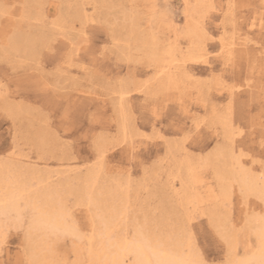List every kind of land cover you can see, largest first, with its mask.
Wrapping results in <instances>:
<instances>
[{
	"label": "rangeland",
	"instance_id": "374dc122",
	"mask_svg": "<svg viewBox=\"0 0 264 264\" xmlns=\"http://www.w3.org/2000/svg\"><path fill=\"white\" fill-rule=\"evenodd\" d=\"M0 5V174L10 187L28 188L18 198L19 219L0 214V264H90L91 197L102 199V215L121 210L116 235L132 238L138 229L153 237L174 235L206 264L246 256L264 203L245 196L235 180L228 201H207L201 190L205 202L188 203L195 191L185 182L191 167L216 193L218 169L229 177L245 168L259 185L264 182L259 164L264 0H0ZM197 7L206 10L201 18L193 11ZM192 17L203 20L210 34V64L188 62L177 84H162L160 58L170 59V48L186 52L200 42L186 33ZM238 37L247 39L250 54L225 67L221 40ZM68 122L71 131L64 129ZM30 199L45 209L66 205L69 223L84 239L58 246L41 231L31 233L32 210L25 204Z\"/></svg>",
	"mask_w": 264,
	"mask_h": 264
},
{
	"label": "bare ground",
	"instance_id": "6f19581e",
	"mask_svg": "<svg viewBox=\"0 0 264 264\" xmlns=\"http://www.w3.org/2000/svg\"><path fill=\"white\" fill-rule=\"evenodd\" d=\"M187 2V1H186ZM194 2V1H193ZM25 3V2H24ZM22 3V4H24ZM186 4V3H185ZM189 4V3H188ZM187 5V4H186ZM191 5V4H190ZM199 5V3H198ZM1 6V5H0ZM236 7V6H235ZM2 8V6H1ZM15 8V7H14ZM189 8V7H188ZM3 9V8H2ZM29 9V8H28ZM202 7H197L193 11L196 14H200V18L202 17V12L206 10H201ZM9 10V9H8ZM30 10V9H29ZM189 11V9H187ZM186 10V11H187ZM8 12V11H7ZM24 13V12H23ZM26 13V12H25ZM30 13V12H29ZM11 14V13H10ZM82 16V14L80 13ZM84 15H86L84 13ZM193 15V14H192ZM5 16V14H4ZM185 16V15H184ZM7 17V16H6ZM12 17V16H11ZM84 17V16H83ZM187 17V16H186ZM21 18V17H20ZM28 18V17H27ZM5 19V18H4ZM9 19V18H8ZM85 19V17H84ZM185 19V18H184ZM193 17L191 22L188 24L187 29V35L194 36L197 38L200 42L197 44L194 48L191 50H188L186 52H183L181 49H173L170 48L169 52H167L168 56H170V59H164L163 57L160 58L158 61V70L157 74L162 77L163 82L162 84H168V85H175L177 84V81L181 79L183 71H188L187 63L188 62H198L202 61V63L209 65V57H210V50L209 45L206 44V41L208 38L211 39L210 34L208 33L206 27L203 25V20H195L196 22H193ZM186 20V19H185ZM206 20V19H205ZM23 21V19H22ZM86 21V20H85ZM88 21V20H87ZM133 20H131L132 22ZM190 21V19H189ZM24 22V21H23ZM9 23V22H8ZM188 23V22H187ZM253 23V22H252ZM54 24V23H53ZM131 24V23H130ZM129 24V25H130ZM6 25V24H5ZM152 25V24H151ZM187 25V24H186ZM223 25V24H222ZM18 26V24H17ZM132 26V25H131ZM254 24H252V27ZM128 27V26H127ZM255 27V26H254ZM10 28V26H9ZM131 28V27H130ZM187 28V27H186ZM262 28V27H261ZM16 29V28H15ZM126 29V28H125ZM236 29V28H235ZM17 30V29H16ZM15 30V31H16ZM10 31V30H9ZM236 31V30H235ZM12 32V29H11ZM3 33V32H2ZM14 33V32H13ZM10 34V33H9ZM185 34V33H183ZM3 36V35H1ZM8 36V34H7ZM17 37V36H15ZM208 37V38H207ZM29 38V37H28ZM5 39V37H4ZM7 39V38H6ZM193 39V38H192ZM11 40V39H10ZM19 40V38H18ZM6 41V40H5ZM21 41V40H20ZM44 41V40H42ZM211 41V40H209ZM4 42V41H3ZM13 42V41H12ZM11 42V43H12ZM18 42V41H17ZM52 42V41H51ZM220 42V41H219ZM22 43V42H21ZM27 43V42H26ZM5 44V42H4ZM17 44V43H16ZM23 44V43H22ZM25 44V43H24ZM41 44V43H40ZM186 44V43H185ZM39 45V44H38ZM171 45V44H170ZM179 45V44H178ZM177 45V46H178ZM254 45V44H253ZM15 46V45H14ZM33 46V45H32ZM169 46V45H168ZM176 46V47H177ZM28 47V46H27ZM7 48V46L5 47ZM184 48V47H183ZM173 49V50H172ZM220 49H221V62L223 66H227L228 64H232L236 56L242 55V54H250V46L249 42L245 38H239L236 40H231L230 42H226L221 40L220 43ZM11 50V49H10ZM81 52V51H80ZM262 52V51H261ZM33 56V55H32ZM104 56V55H103ZM167 57V56H166ZM258 59V58H257ZM257 61V60H256ZM199 63V62H198ZM157 64V63H155ZM191 64V63H190ZM202 65V64H201ZM157 66V65H156ZM262 69V68H261ZM189 73V72H188ZM155 75V74H154ZM153 75V76H154ZM181 75V76H180ZM184 76V75H183ZM253 78V77H252ZM160 79V78H158ZM156 82V81H155ZM148 87V86H147ZM120 88V87H119ZM123 88V86H122ZM120 88V89H122ZM127 88V87H126ZM117 90V89H116ZM128 90V89H127ZM118 91V90H117ZM121 91V90H120ZM119 91V92H120ZM183 91V90H182ZM181 91V92H182ZM116 92V91H115ZM127 92V91H126ZM125 92V93H126ZM143 92V91H141ZM140 93V92H139ZM117 94V93H116ZM122 96L124 95V92L121 93ZM120 94V95H121ZM229 96H233V91H230ZM129 94H127L128 96ZM127 96L125 98H127ZM122 98V97H121ZM124 98V101L126 100ZM122 100V99H121ZM124 105V103H123ZM125 107V106H124ZM121 108V107H120ZM119 108V109H120ZM123 109V108H122ZM121 110V109H120ZM119 110V112H121ZM127 113V112H126ZM122 114V113H121ZM124 114V113H123ZM121 116V115H120ZM121 120V119H120ZM123 120V119H122ZM125 121V120H124ZM127 123V122H126ZM126 126V125H125ZM124 127V126H123ZM127 129V128H126ZM124 130V129H123ZM126 132V131H125ZM126 134V133H125ZM127 136V135H126ZM231 137V135H229ZM232 138V137H231ZM127 139V138H125ZM124 139V140H125ZM126 141V140H125ZM101 153V152H100ZM240 154V153H239ZM222 155V154H221ZM219 156V155H218ZM229 157V156H228ZM216 158V157H215ZM223 158V157H222ZM231 158V157H230ZM233 159V158H232ZM236 160V159H235ZM234 160V162H236ZM233 161V160H231ZM238 161V160H237ZM208 162V161H207ZM219 162V161H218ZM240 163V162H238ZM237 163V165H238ZM199 164V163H198ZM231 164V163H230ZM204 165V164H203ZM189 167H191L189 165ZM232 167V166H231ZM239 167V166H238ZM193 168V167H191ZM188 169V179L185 182V184L191 188V192L194 190L195 192L191 193L192 196L187 197L188 203L196 202L204 203L205 201L202 200L199 197V194L201 190H204L207 193V201H216L218 198H223L224 201L230 200L232 187L230 181L235 180L238 182L239 190L245 195V196H254L261 200L264 203V182L262 185L258 184V181L251 176L252 174H249V172L245 171V168H241L240 171L236 173H229L230 176L228 177L226 174L227 172L220 171L218 169L217 176L219 181V187L220 192L216 193V191L212 188V186L208 183H204L203 180L194 172L193 169ZM225 168V167H224ZM235 168V167H234ZM3 169V168H2ZM230 169V168H229ZM16 170V169H15ZM233 170V169H232ZM236 170V169H235ZM247 170V169H246ZM13 171V170H12ZM16 172V171H14ZM9 173V172H8ZM97 173V172H96ZM100 173V172H99ZM102 173V172H101ZM228 174V175H229ZM93 175V174H92ZM102 176V175H101ZM25 177V176H24ZM41 177V176H40ZM4 176L0 174V186L5 184V191L0 194V214L2 217H9L11 216V213H15V218L19 219L21 217V214H23V211L21 213V207L18 203V198L21 196L22 193L27 191L26 185H21V187L18 188H12L10 187L11 183L6 182V179H3ZM35 178V177H34ZM257 178V177H256ZM9 179V177H8ZM14 179V178H13ZM27 179V178H26ZM216 179V177H215ZM258 179V178H257ZM23 180V179H22ZM21 180V181H22ZM25 180V178H24ZM32 180V179H31ZM34 180V179H33ZM99 180V179H98ZM43 181V180H42ZM34 182V181H33ZM50 182V181H49ZM87 182V181H86ZM113 182V181H112ZM175 182V181H174ZM180 182V181H179ZM96 183V182H95ZM115 183V182H114ZM113 183V184H114ZM260 183V182H259ZM39 184V183H38ZM37 184V185H38ZM92 184V183H91ZM117 184V183H116ZM114 184V185H116ZM46 185V184H45ZM48 185V184H47ZM88 185V184H86ZM99 185V184H98ZM119 185V184H118ZM117 185V186H118ZM185 185V187H186ZM18 186V185H17ZM43 186V185H42ZM49 186V185H48ZM93 186V185H92ZM177 186V184H176ZM91 187V186H90ZM99 187V186H97ZM236 187V186H235ZM39 188V187H38ZM120 188V187H119ZM49 189V188H47ZM60 189V188H59ZM235 189V188H234ZM33 190V189H32ZM90 190V189H89ZM94 190V189H93ZM175 190V189H174ZM190 190V189H189ZM238 190V191H239ZM2 191V190H1ZM31 191V190H30ZM34 191V190H33ZM36 191V190H35ZM40 191V190H39ZM63 191H65L63 189ZM62 191V192H63ZM67 191V189H66ZM103 191V190H102ZM124 191V190H123ZM121 191V192H123ZM46 192V191H45ZM52 192V191H51ZM90 192V191H89ZM94 192V191H93ZM92 192V194H93ZM240 192V194H241ZM30 193V192H29ZM34 193V192H33ZM37 193V192H36ZM68 193V192H67ZM100 193V192H99ZM24 194V193H23ZM26 194V192H25ZM31 194V193H30ZM102 194V193H101ZM37 195V194H36ZM72 195V194H71ZM181 195V193H180ZM28 196V194H27ZM93 196V195H92ZM111 196V195H109ZM26 197V196H25ZM38 197V196H37ZM90 197V196H89ZM24 198V197H22ZM27 199V198H26ZM54 199V197H53ZM62 199V198H61ZM67 199V198H66ZM75 199V198H74ZM244 199V198H243ZM22 200V199H21ZM20 200V201H21ZM36 200V199H35ZM88 200V199H87ZM113 200V199H112ZM258 200V201H259ZM24 201V200H22ZM52 201V200H51ZM50 201V202H51ZM102 199L98 198H90L88 200V204L90 205L89 208H92L95 212V216L92 217V223H93V231L94 234L89 238V260L90 264H202L204 260H202L197 254L191 251L189 249L188 252L185 251V241L182 238L175 237L174 235L169 238H162V237H153L150 235H147L144 230L138 229L135 231V234L133 232V237L128 238L126 235H116V225L115 222L117 221V218L121 214V210L117 207H113L109 212L105 214H101L102 211V205L101 202ZM104 201V200H103ZM118 202V201H117ZM220 202V201H219ZM260 203V202H259ZM21 204V203H20ZM27 208L31 207L32 210V218L30 221V231L33 233L34 231H41L47 238H52L54 240V245L58 244L59 242H65L67 239L71 242L72 240H78L79 242L81 239H84L80 232L77 230V226L75 227L74 223L70 224L68 221L70 210L67 211L64 206L61 203H58L56 206L53 204L48 209H45L44 207H39L35 205L34 199L28 200L27 203H25ZM24 204V205H25ZM80 205V204H79ZM78 205V206H79ZM107 205V204H106ZM105 205V206H106ZM262 205V204H261ZM220 206V205H219ZM223 206V205H222ZM221 206V207H222ZM68 207V206H67ZM109 207V206H108ZM194 207V206H193ZM203 207V206H202ZM206 207V206H205ZM254 207V206H253ZM263 207V206H262ZM25 208V209H27ZM124 208V207H123ZM260 208V207H258ZM193 209V208H192ZM24 210V208L22 209ZM101 213H100V211ZM248 210V209H247ZM259 210V209H257ZM264 210V209H263ZM27 211V210H26ZM194 211V210H193ZM200 211V210H199ZM246 211V210H245ZM261 211V210H260ZM127 212V211H126ZM215 212V211H214ZM214 212L211 211V216H214ZM26 213V212H25ZM29 213V212H28ZM31 213V211H30ZM72 213V212H71ZM100 213V214H99ZM218 213V212H217ZM91 214V213H90ZM89 214V215H90ZM260 214V213H259ZM247 215V214H245ZM31 215L29 214V217ZM13 217V216H12ZM23 217V216H22ZM128 217V216H127ZM73 218V217H71ZM97 221H96V219ZM2 219V218H1ZM0 219V220H1ZM91 219V218H90ZM123 219V217H122ZM208 219V218H207ZM218 219V218H217ZM245 219V217H244ZM10 220V219H9ZM14 220V218L12 219ZM16 220V219H15ZM73 220V219H72ZM246 220V219H245ZM22 221V218H21ZM128 221V219H127ZM216 221V220H215ZM17 224L20 222L16 221ZM24 222V221H23ZM21 222V223H23ZM242 222V221H241ZM255 223L254 228V237L256 239L255 244L252 245V243L248 240V248L246 250V256L242 258H233L228 262V264H264V215L259 218H255L253 220ZM1 223V222H0ZM12 223V222H11ZM91 223V224H92ZM127 223V222H126ZM245 224V221L243 222ZM242 223V224H243ZM5 224V223H4ZM3 226L5 227V225ZM8 224V222H7ZM16 224V223H15ZM20 224V223H19ZM125 224V223H124ZM223 224V223H222ZM14 225V224H13ZM12 225V226H13ZM28 225V224H27ZM123 225V224H122ZM121 225V227H122ZM228 225V224H227ZM2 226V227H3ZM7 226V225H6ZM20 226V225H19ZM18 226V227H19ZM139 226V224H138ZM231 226V225H230ZM16 228V226H14ZM120 227V228H121ZM137 227V226H136ZM145 227V226H144ZM244 227V226H243ZM140 228V227H139ZM146 228V227H145ZM2 229V228H1ZM79 229V228H78ZM122 229V228H121ZM223 229V228H222ZM250 229V228H249ZM3 230V229H2ZM119 230V229H118ZM117 230V231H118ZM128 230V229H127ZM227 230V229H226ZM246 230V229H245ZM28 231V230H27ZM116 231V232H117ZM134 231V230H133ZM29 233V232H28ZM27 233V234H28ZM222 233V232H221ZM224 233V232H223ZM235 233V232H234ZM245 233V232H244ZM26 234V233H25ZM173 234V233H172ZM248 234V233H247ZM42 235V234H41ZM232 235V233H231ZM31 236V235H30ZM249 236V235H248ZM252 236V235H251ZM41 237V236H40ZM39 237V238H40ZM85 237H88L85 235ZM235 237V236H234ZM43 238V237H42ZM237 238V237H236ZM26 239V238H25ZM30 239V238H28ZM35 239V238H34ZM192 239V238H191ZM45 240V239H44ZM30 241H32L30 239ZM68 241V242H69ZM87 241V240H86ZM189 241V240H188ZM229 242H231L228 239ZM44 242V241H43ZM67 242V244H68ZM77 242V241H76ZM85 242V241H84ZM88 242V241H87ZM238 242V241H237ZM35 243V242H34ZM40 243V242H39ZM62 243V244H63ZM73 243V242H72ZM61 244V245H62ZM70 244V243H69ZM68 244V245H69ZM75 244V243H74ZM80 244V243H79ZM84 244V243H83ZM231 244V243H230ZM32 245V244H31ZM45 245V242H44ZM52 245V244H51ZM60 245V247H61ZM64 245V244H63ZM62 245V246H63ZM78 245V244H77ZM82 245V244H81ZM80 245V246H81ZM190 245V242L188 246ZM59 246V244H58ZM66 246V245H64ZM75 246V245H74ZM191 246V245H190ZM189 246V247H190ZM193 246V244H192ZM72 247V245H71ZM228 247V246H227ZM53 247L51 246V249ZM56 248V247H54ZM73 248V247H72ZM75 248V247H74ZM78 248V247H77ZM187 248V247H186ZM230 248V247H229ZM50 249V248H49ZM59 249V248H58ZM233 251V248H231ZM230 249V250H231ZM63 250V249H62ZM61 250V251H62ZM65 250V249H64ZM69 250V249H68ZM79 250V249H78ZM87 250V251H88ZM188 250V249H187ZM70 251V250H69ZM74 251V250H72ZM70 251V252H72ZM44 252V251H43ZM68 252V251H67ZM69 252V253H70ZM41 253V252H40ZM46 253V252H45ZM62 253V252H61ZM44 254V253H43ZM49 254V253H48ZM56 254V253H55ZM63 254V253H62ZM71 254V253H70ZM74 255L76 253H73ZM238 254V253H237ZM244 254V253H243ZM242 254V255H243ZM42 255V254H39ZM46 255V254H45ZM57 255V254H56ZM84 255V254H83ZM36 256V255H35ZM78 256V255H77ZM46 257V256H45ZM80 257H82L80 255ZM85 258V257H84ZM76 259V258H75ZM231 259V258H230ZM34 262L35 257L33 258ZM43 260V259H42ZM51 261V260H50ZM46 263V262H45ZM51 263V262H50ZM49 263V264H50ZM31 264V263H30ZM52 264V263H51ZM204 264H206L204 262Z\"/></svg>",
	"mask_w": 264,
	"mask_h": 264
},
{
	"label": "snow or ice",
	"instance_id": "6c2138e0",
	"mask_svg": "<svg viewBox=\"0 0 264 264\" xmlns=\"http://www.w3.org/2000/svg\"><path fill=\"white\" fill-rule=\"evenodd\" d=\"M63 126H64L65 131H71L72 125L70 122L64 123ZM262 147H264V142H262ZM253 163H256V161H253ZM259 164H260L261 168H264V159H261L259 161ZM202 264H204V262H202Z\"/></svg>",
	"mask_w": 264,
	"mask_h": 264
}]
</instances>
